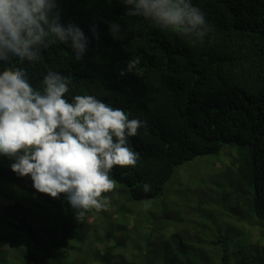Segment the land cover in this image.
Listing matches in <instances>:
<instances>
[{
  "label": "trees",
  "instance_id": "obj_1",
  "mask_svg": "<svg viewBox=\"0 0 264 264\" xmlns=\"http://www.w3.org/2000/svg\"><path fill=\"white\" fill-rule=\"evenodd\" d=\"M243 1L244 6L253 7L248 25L243 28L240 18L232 15L238 31L212 47L220 65L227 50L237 53L229 84L244 90L245 109L234 119H209L197 106L202 104L199 95L207 92L199 85L207 60L194 61L189 43L174 33L164 34L143 18L125 16L122 0H58L62 22L77 24L90 41L82 61H76L71 49L59 43L43 50L38 62L21 64L15 57L0 61V72L24 68L34 89H40L44 75L56 71L71 77L66 94L70 102L75 95H93L124 110L129 119L147 122L146 128L129 138L137 141L132 148L139 154L136 165L115 167L110 173L116 187L104 194L110 198L106 210L93 209L77 223L64 194L57 202L37 191L36 200L13 197L9 213L0 206V264H264V2ZM214 4L221 7L219 37L231 22L223 18L225 0ZM106 21L119 23L125 38L114 40ZM94 24L99 41L92 36ZM171 37L182 50L176 61L156 45V40L171 41ZM134 56L142 58L138 70L121 77L120 70ZM180 107L188 112L181 113ZM225 146L236 153L230 163H215L220 172L216 173L218 186L229 183L242 204V209L228 213L240 223L244 210L256 219L246 225L252 233L234 239L236 244L231 245L227 236L226 240L215 237L221 232L210 223H193V234L182 229L193 214L187 211L186 202L192 208L193 202L203 203L199 194L192 193L197 191L195 184L172 185L179 167L218 158ZM7 164L0 158V173L8 171L6 183L0 185L1 201L5 199L2 192L17 185ZM187 172L191 176L192 167ZM208 177L203 174L199 181L192 180L205 189ZM145 184L150 185L148 192ZM172 187L184 196L181 212L164 207V200L157 202ZM144 201H151L146 209L131 206ZM42 207L47 208L44 215ZM163 215L166 218L159 217Z\"/></svg>",
  "mask_w": 264,
  "mask_h": 264
},
{
  "label": "clouds",
  "instance_id": "obj_2",
  "mask_svg": "<svg viewBox=\"0 0 264 264\" xmlns=\"http://www.w3.org/2000/svg\"><path fill=\"white\" fill-rule=\"evenodd\" d=\"M214 2L216 0H122L125 16L143 18L164 34L174 33L173 36L189 43L194 61L207 60V68L199 78L200 87L207 92L199 95L202 104L197 106L209 119H234L242 116L245 109L244 90L229 84L230 68L237 63V53L227 50L220 65L212 47L226 35L238 31L232 15L239 17L245 28L253 7L244 6L243 0H225L223 18L231 25L218 37L221 7ZM263 2L260 0L259 3ZM62 11L58 0H0V61L9 62L15 57L21 64L38 62L43 59V50L57 43L67 45L76 61H82L90 41L77 24L62 22ZM106 23H109L114 40L125 38L119 23ZM91 32L99 41L97 25L92 26ZM156 45L161 53L171 55L175 61L182 52L172 37L171 41L156 40ZM141 59L134 56L127 61L119 75L124 77L138 70ZM70 83L71 77L49 71L43 76L40 89H34L24 68L9 67L0 72V156L8 158L10 170L19 185H26L30 190L33 186L37 192L53 199L64 194L77 223H81L91 210L107 209L110 198L104 194L116 187V181L110 175L112 170L136 165L139 154L132 148L137 141L129 138L137 136L138 130L146 128L147 122L129 119L124 110L93 95H75L70 102L66 98ZM180 108L181 113L188 112L185 107ZM168 110L173 114L172 107ZM138 144L143 143L139 140ZM226 153L228 160L225 162L223 156ZM235 153L234 148L226 146L218 158L208 157L179 167L172 185L195 184L197 191L192 193L199 194V202L206 200L211 190L206 185L205 189L198 188V182L192 179L199 181L200 175L191 172L190 176L187 171L190 172V167H213L220 175L215 163H230ZM180 171H184L186 179L178 175ZM217 174L215 179L205 182L218 185ZM223 187H227L225 191ZM219 189L222 194L214 193L223 195L220 207L226 218L216 220L219 224L215 223V227L229 238V244H236L234 239L252 233L247 231L246 225L256 219L248 210L243 211L241 223L237 217H232L228 211L240 210L242 204L237 202L229 183H222ZM149 190L150 185L145 184L144 191ZM183 197L172 187L157 202L161 204L164 200L167 202L164 207L181 212ZM143 203L137 205L149 207L151 201ZM191 205L193 208L186 202L187 211L193 213L189 220L193 223L195 220L207 221L197 213L198 206L202 205L198 203L197 206L196 202ZM131 234L135 235V232ZM140 236L144 235L141 233Z\"/></svg>",
  "mask_w": 264,
  "mask_h": 264
},
{
  "label": "rangeland",
  "instance_id": "obj_3",
  "mask_svg": "<svg viewBox=\"0 0 264 264\" xmlns=\"http://www.w3.org/2000/svg\"><path fill=\"white\" fill-rule=\"evenodd\" d=\"M226 147V146H225ZM0 158L3 160L4 164H7L8 163V158L7 157H4V156H0ZM223 160L226 162L228 160V153H226L224 156H223ZM10 165L11 163H8L6 165V168L7 169H11L10 168ZM186 166V165H184ZM183 168V166L181 167ZM180 168V169H181ZM192 172L195 173V174H198V175H208L209 177L205 180V181H209V180H212V179H215V174L216 172L214 171V168L213 167H204V166H198V167H194L192 169ZM8 171H5L4 173H0V185L2 183V181H4L6 183V177H5V174H7ZM178 175H181L184 179L187 178V176L185 175L184 171H180ZM17 185H19L17 183ZM15 187V189H13L12 191L10 192H6L5 190L2 192V194L4 195L5 199L4 201H1L0 200V206H4L6 209L4 211H8V213L10 212V210L13 208L12 207V198L13 197H21L22 195H24L25 198L27 199H34L36 200V193H35V189L34 187L32 186V191L25 185H22V186H17ZM208 188L211 190L209 192V197L206 199V200H203V201H200L202 202V206H198V209H197V213L200 214V217L201 218H204L205 220L211 222L214 226L216 224H219L216 222V220H224L226 217L224 216V213L220 207V201L222 199V196L223 195H218L216 193H214V191L218 192V193H221L222 194V190L219 189V186L215 183H208ZM20 190L22 192H20ZM12 194V196H11ZM29 194V195H28ZM40 194V193H39ZM50 197V196H49ZM60 197H63V196H60ZM59 197V198H60ZM53 199L54 201H60L61 199ZM4 202V204H3ZM9 202L11 203V205L9 204ZM6 203L8 205H6ZM49 202H47L48 204ZM61 206H63V201L61 202ZM131 206H134L136 208L137 204L136 203H132ZM138 207L142 208V209H145V206L143 205H138ZM47 211V208H44L42 207L40 209V212L44 215V212ZM2 214V213H1ZM195 218H199L198 216H194ZM162 218H166V215H164ZM207 221H204L205 223H208ZM198 222H202L201 220H195L194 223H198ZM216 223V224H215ZM192 224H193V221L192 220H189L187 221L184 225V227H182V229H189L190 233L193 234V230H192ZM183 226V225H182ZM215 237L216 238H219V239H225L226 240V237L224 234L222 233H216L215 234ZM231 244V242H230ZM126 255V254H124Z\"/></svg>",
  "mask_w": 264,
  "mask_h": 264
}]
</instances>
